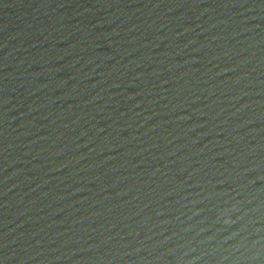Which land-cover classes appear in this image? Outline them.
Wrapping results in <instances>:
<instances>
[{
	"label": "water",
	"instance_id": "1",
	"mask_svg": "<svg viewBox=\"0 0 264 264\" xmlns=\"http://www.w3.org/2000/svg\"><path fill=\"white\" fill-rule=\"evenodd\" d=\"M0 264H264V0H0Z\"/></svg>",
	"mask_w": 264,
	"mask_h": 264
}]
</instances>
